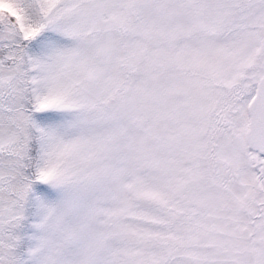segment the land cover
Segmentation results:
<instances>
[{
	"label": "snow or ice",
	"instance_id": "obj_1",
	"mask_svg": "<svg viewBox=\"0 0 264 264\" xmlns=\"http://www.w3.org/2000/svg\"><path fill=\"white\" fill-rule=\"evenodd\" d=\"M0 264H264V0H0Z\"/></svg>",
	"mask_w": 264,
	"mask_h": 264
}]
</instances>
